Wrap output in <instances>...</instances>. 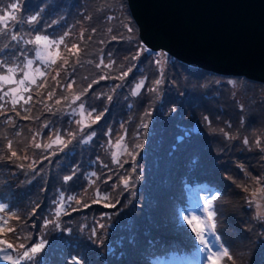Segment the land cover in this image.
Masks as SVG:
<instances>
[{"label": "rangeland", "instance_id": "rangeland-1", "mask_svg": "<svg viewBox=\"0 0 264 264\" xmlns=\"http://www.w3.org/2000/svg\"><path fill=\"white\" fill-rule=\"evenodd\" d=\"M124 1L23 0L20 21H9L8 35H0V62L17 67L26 58L34 61L25 69V85L0 81V204L6 206L0 212V240L14 248L46 241L34 261L21 264H70L74 256L82 264H160L155 251L173 247L193 251L189 258L205 264L207 254L199 250L182 216L205 217L204 199L219 193L212 201L215 232L233 257L220 264H264V191H259L264 189V85L182 68L162 51L132 59L147 47ZM8 2L0 0V9ZM110 7H115V18ZM37 13L39 22L27 24V17ZM37 31L49 39L68 33L63 45L50 49L62 57L56 64L46 67L35 58L36 46L23 43ZM15 33L20 40H11ZM109 41L113 44L104 49ZM72 44L81 49L78 62L64 47ZM101 59L112 62L111 69H98ZM128 68L127 77L115 79ZM22 75L18 70L13 80ZM101 75L113 78L100 80ZM93 80L98 83L81 99L86 110L105 114L81 132L75 122L80 115L54 101L71 99ZM141 81L140 91L132 95ZM69 83L72 89L61 87ZM8 89L16 92L4 96ZM69 132L76 134L74 139ZM91 132L95 136L87 140ZM57 133L66 147L52 143ZM9 142L18 158L11 157ZM49 143L52 147L45 149ZM69 175L72 180L65 182ZM47 220L59 228L52 223L45 228ZM0 249V264H12L3 257L15 259L22 251L5 244ZM176 260L174 264H193L185 257Z\"/></svg>", "mask_w": 264, "mask_h": 264}, {"label": "water", "instance_id": "water-1", "mask_svg": "<svg viewBox=\"0 0 264 264\" xmlns=\"http://www.w3.org/2000/svg\"><path fill=\"white\" fill-rule=\"evenodd\" d=\"M150 51L264 85V0H126Z\"/></svg>", "mask_w": 264, "mask_h": 264}, {"label": "snow or ice", "instance_id": "snow-or-ice-1", "mask_svg": "<svg viewBox=\"0 0 264 264\" xmlns=\"http://www.w3.org/2000/svg\"><path fill=\"white\" fill-rule=\"evenodd\" d=\"M24 3L23 0H9L8 4L3 8L0 9V35H8V27H9V21H14V22H19L20 21V16L19 14L21 13L23 9ZM39 14L37 13L36 15H31L27 17L26 23L29 25L37 24L39 22ZM53 24L56 23L55 21L52 22ZM129 31L131 29L129 28ZM68 33H65L64 36H67ZM64 36L59 37V39H49L47 35H43L39 33L38 31L35 32V34L31 35V38L28 40H24L23 43L25 44H31L35 45V58L36 60H39L41 63H43L46 67L48 64H56L58 58H62L59 53H57L55 56L53 55L52 51L50 49L56 48L58 49L60 45L64 44ZM12 41H18L20 40V33H15L11 34L10 36ZM113 40H116L117 37L113 36ZM64 47L67 49V51L71 54L72 57L76 58L77 62L79 60V56L81 53V49L77 44H72L71 48H68L67 45H64ZM144 52H149L148 48H141L136 56H133L132 59H137L142 53ZM23 54V53H21ZM155 55V53H152ZM33 60L32 59H27L26 58V64L23 66H17V67H11L7 66V62H0V71H4L6 74L5 75H0V81H2L5 85L10 84V83H18L20 85H25V82L29 80V74L25 69L31 68L33 65ZM64 64L68 63L67 59H64L63 61ZM158 63V61H157ZM103 66V68L106 69H111L112 67V62L105 63L103 59L99 61V63L96 64V67L99 69ZM20 71L23 73L22 77L18 80L15 81L13 80V74L16 73L17 71ZM35 71L39 72L40 70L37 68ZM132 71V68H128L127 71H124L120 74V76L115 77V79H121L123 80L125 77L128 76V73ZM59 74V73H57ZM40 75H44L43 72H40ZM113 77L111 76H106V75H101L100 80H105V79H112ZM55 79V77H53ZM30 83H35L34 80L29 81ZM98 83L97 80H93L91 83L87 85L86 88L80 90L78 93H72L71 99L67 96H61L59 99H56L54 102L57 105H61L63 103V107L71 109V114L73 116L77 115V113L80 115L81 119L75 121L76 124L79 127V130L81 132L84 131L85 128H91L92 125L97 124L101 119L103 118L105 112H99L97 113V110L95 108H92L91 110H86L85 104L82 101V97L85 96L89 89H92L93 85ZM155 83L159 85L161 83L160 80H156ZM44 85L41 84L39 87H43ZM119 86V85H118ZM143 86V81L138 83L136 87L132 91V95H136L141 87ZM61 87H66V89H72L73 84L69 83L66 86L61 85ZM24 91H28L27 87H24ZM15 93L16 89H8L4 91L3 95L7 96L9 93ZM54 93L49 92L48 93V98L52 99ZM2 98V97H0ZM22 98V97H21ZM32 97L29 96L28 100H31ZM107 99L111 101L112 97L108 96ZM28 100H25V103L28 102ZM79 103L77 104V102ZM13 103H16V100H13ZM76 105L75 108L72 106ZM107 111V109H105ZM205 120H208V117H205ZM146 126V125H145ZM45 127H47L45 125ZM223 135L228 138V139H233L229 135L228 132L224 131L223 129L220 130ZM69 137L72 139L75 138V133L69 132L67 133ZM93 136H95V132H91L87 136V140H90ZM33 140H35V137H33ZM87 140H83V142H87ZM123 140V137H120L119 140L116 141V145L114 146H119L121 141ZM69 143L71 140L68 141ZM245 144H249V140L247 138L244 139L243 141ZM52 143L62 145L63 147H66V143L63 139V137L57 133L55 140L52 141ZM52 143L45 144L43 147L45 149L51 148ZM256 144L258 147L261 146L260 141H256ZM36 148H41L40 143H35L34 145ZM63 147H61V151L63 150ZM8 148L11 151L12 149V144L9 142ZM262 151H264V147L261 148ZM11 157H17V152L16 151H11ZM18 158V157H17ZM26 158V157H25ZM113 160L114 162L117 161V154L114 152L113 153ZM106 167V166H105ZM243 170V169H242ZM73 175H75V172H73ZM73 175L69 176H64V181L68 182L71 181L73 178ZM92 175H96L93 173ZM110 179V177H109ZM125 187L128 186V180L123 179L121 181ZM259 191H264V189H260ZM219 193H217V196H212L211 198H205L204 199V205H203V212L206 213L205 217H200V216H195V215H183L182 220L183 222L187 225L188 230L191 231L193 234L195 240L199 242L201 245V248L199 249L201 252H206V262L205 264H220V261L226 258L227 260L231 261L233 259L232 255L229 252V249L224 246L223 243H221V236L217 235L215 232V216H216V210L212 205V201L217 199ZM255 195V193H253ZM63 197H61V203L63 202ZM67 199L72 200L73 197L69 196ZM78 202V201H77ZM108 204H105V207H108ZM115 205H112L114 207ZM5 205L0 204V212H3L5 210ZM87 207V205H85ZM60 207L57 208L56 215H60ZM18 219V217H17ZM3 223L6 225L8 223L7 219L3 221ZM49 223L55 224L57 228H59V224H56L55 220H47L44 224V227L46 228ZM9 232H14V229L8 228ZM206 235H211L213 239L208 240L206 239ZM30 239V238H29ZM0 244H5L6 248L9 249H14V250H22L20 254L18 255L17 258H13L12 256L5 255L3 258L6 260H9L12 262V264H21V261H34L39 253L42 252V250L45 248L46 241L44 239H39L38 241H34L30 245H25L24 243H20L18 246H15L8 243L7 241L0 240ZM213 247H216L217 250H213ZM0 251H4V249H0ZM70 264H82V260L78 257H72L70 260Z\"/></svg>", "mask_w": 264, "mask_h": 264}, {"label": "trees", "instance_id": "trees-1", "mask_svg": "<svg viewBox=\"0 0 264 264\" xmlns=\"http://www.w3.org/2000/svg\"><path fill=\"white\" fill-rule=\"evenodd\" d=\"M124 3H125V1H124ZM125 9H126V4H125ZM126 10L128 12V8ZM108 12H109L110 16L113 13L112 14V17L115 18V14H114V13H116L115 12V7H110L109 10H108ZM110 42H112V41H109L108 44L104 47V49H107V47L109 46ZM112 44H113V42L111 43V45ZM178 65H179V63H178ZM182 68H187V67L182 65ZM180 204H181L180 207L183 206L182 208H185L186 206H184V205H187V201L186 202H183V200H182V201H180ZM183 249H184V247H173L171 249H167V250H164V251H161V250L158 249L161 252H158V250L155 251L156 254L154 255V260H158V261L161 262L160 264H162V262L164 260H166L169 257L173 256V257H175V259H174V261L172 263H171L172 260L171 261H166V262H169L168 264H174L177 261L176 259H179L180 260V259H183L184 257H185V259H187L188 257H190V255H193V251L188 252L187 250H183Z\"/></svg>", "mask_w": 264, "mask_h": 264}]
</instances>
